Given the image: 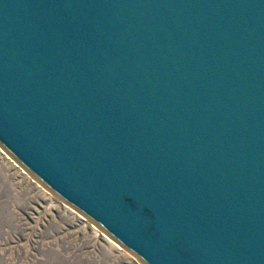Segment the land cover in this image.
Segmentation results:
<instances>
[{"label":"water","instance_id":"95a60500","mask_svg":"<svg viewBox=\"0 0 264 264\" xmlns=\"http://www.w3.org/2000/svg\"><path fill=\"white\" fill-rule=\"evenodd\" d=\"M0 147L142 264H264V0H0Z\"/></svg>","mask_w":264,"mask_h":264},{"label":"rangeland","instance_id":"374dc122","mask_svg":"<svg viewBox=\"0 0 264 264\" xmlns=\"http://www.w3.org/2000/svg\"><path fill=\"white\" fill-rule=\"evenodd\" d=\"M0 264H142L0 147Z\"/></svg>","mask_w":264,"mask_h":264},{"label":"bare ground","instance_id":"6f19581e","mask_svg":"<svg viewBox=\"0 0 264 264\" xmlns=\"http://www.w3.org/2000/svg\"><path fill=\"white\" fill-rule=\"evenodd\" d=\"M117 244V243H116ZM118 245V244H117ZM119 246V245H118Z\"/></svg>","mask_w":264,"mask_h":264}]
</instances>
